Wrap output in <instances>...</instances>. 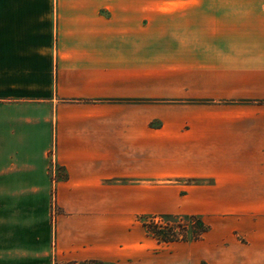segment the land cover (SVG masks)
<instances>
[{"label":"crops","instance_id":"crops-1","mask_svg":"<svg viewBox=\"0 0 264 264\" xmlns=\"http://www.w3.org/2000/svg\"><path fill=\"white\" fill-rule=\"evenodd\" d=\"M173 5L172 19L190 21L206 12L213 24L208 38L213 50L189 51L210 60L203 66V97L239 99L231 102L239 110L213 117L235 127L226 125L205 138L203 152L215 159L201 175L225 188V198L235 188L236 201L242 202L245 194L254 197L250 189L264 187V125H254L264 124V114L251 112L245 104L254 102L243 94L252 89L245 84L264 90V45L228 50V30L221 23L250 24L253 38L264 40V4H239L234 10L242 15L236 17H229L225 3ZM127 18V0H0V187L54 186L62 212L57 246L60 242L65 253L78 251L82 259H94L101 230H108L100 225L107 212L116 220L113 233H124L127 99L159 91L133 78L143 73L136 69L145 62L146 49L133 39ZM188 216L196 217L204 232L196 241L166 246L198 245L209 235L201 216ZM257 242L248 243L237 264H264ZM201 259L190 252L172 264H202Z\"/></svg>","mask_w":264,"mask_h":264},{"label":"rangeland","instance_id":"rangeland-1","mask_svg":"<svg viewBox=\"0 0 264 264\" xmlns=\"http://www.w3.org/2000/svg\"><path fill=\"white\" fill-rule=\"evenodd\" d=\"M177 3H225L231 9L226 12L229 17H236L242 15L234 10L237 5L264 4V0H127V24L133 39L136 38L134 41L146 49L145 62L136 69L143 73L133 78L140 79L141 86L159 91L157 95L149 91L150 96L142 99H127L124 233H113L116 220L107 212L108 218H101L100 225L101 229L108 226V230L107 233L101 230L94 259L79 258L78 251L62 252L60 242L57 246L62 212L56 202V188L0 187V264H172L190 252L199 254L202 264H222V261L237 264L236 259L242 258V251L253 240L258 238L257 249L264 248V187L250 189L254 197L245 194L242 202L236 201V189L231 188L230 196L226 197L229 200L223 201L225 188L201 175L203 166L215 159L203 152L205 138L226 125L235 127L234 122L220 123L214 116L236 114L239 109L231 102L239 99L203 97L206 78L203 66L210 60L194 57L189 47L203 52L213 50L208 39L213 24L206 12H198L201 16L190 21L172 19L170 15L177 13L172 10L173 4ZM161 14L169 17L161 18ZM221 24L228 30V50L264 45V40L253 38L250 24L249 27L234 21ZM178 39L179 53H176L174 41ZM245 86L252 89L243 91L245 97L251 98L244 100L254 102L245 106L253 107L254 114H264V90L258 89V84ZM162 161L163 169L159 167ZM194 214L201 216L211 229L201 244L158 245L144 236V223L176 228L178 224H187L182 218ZM185 230L182 235L188 242L193 230L190 227ZM91 261L97 263H87Z\"/></svg>","mask_w":264,"mask_h":264},{"label":"trees","instance_id":"trees-1","mask_svg":"<svg viewBox=\"0 0 264 264\" xmlns=\"http://www.w3.org/2000/svg\"><path fill=\"white\" fill-rule=\"evenodd\" d=\"M169 216H166L165 218H168ZM185 222H187L186 225L178 224L176 228H174L172 225L166 224V226H157L151 223H144L143 228L145 229V232L147 235L149 234L152 239H154L158 244H171V243H177V242H186V236H183L182 234H186L187 228H191L193 231L191 232V239L192 241L198 240L200 235L204 232L203 226L199 223V221L196 218L193 217H185L182 218ZM188 220V221H187ZM191 222V223H190ZM178 229V231L176 230ZM149 231V232H148ZM87 263H97L96 261H91Z\"/></svg>","mask_w":264,"mask_h":264},{"label":"built area","instance_id":"built-area-1","mask_svg":"<svg viewBox=\"0 0 264 264\" xmlns=\"http://www.w3.org/2000/svg\"><path fill=\"white\" fill-rule=\"evenodd\" d=\"M50 155H51V158H52V151L50 152ZM51 163H52V167H53V163H54V160L53 159H51Z\"/></svg>","mask_w":264,"mask_h":264}]
</instances>
